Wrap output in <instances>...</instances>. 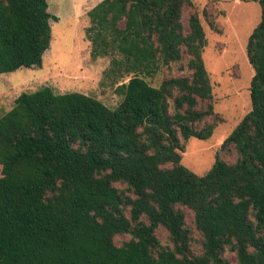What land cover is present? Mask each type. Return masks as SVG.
<instances>
[{
  "label": "trees",
  "instance_id": "1",
  "mask_svg": "<svg viewBox=\"0 0 264 264\" xmlns=\"http://www.w3.org/2000/svg\"><path fill=\"white\" fill-rule=\"evenodd\" d=\"M247 53L252 108L212 168L183 164L219 121L193 0H102L89 11L92 57L131 75L111 108L79 91L22 92L0 116V264H264V0ZM203 14L215 31L218 13ZM187 15V17H186ZM48 0H0V74L41 65ZM185 61V63H183ZM179 65L180 74L154 79ZM166 229L169 241L158 236ZM129 235L119 243L117 238Z\"/></svg>",
  "mask_w": 264,
  "mask_h": 264
},
{
  "label": "rangeland",
  "instance_id": "2",
  "mask_svg": "<svg viewBox=\"0 0 264 264\" xmlns=\"http://www.w3.org/2000/svg\"><path fill=\"white\" fill-rule=\"evenodd\" d=\"M101 1L48 0L49 11L55 16L51 18V45L45 51L41 65L0 74V116L14 106L22 92L43 86H51L58 93L79 91L92 95L111 108L122 102L123 95L117 88L129 81L131 75L109 71L113 55L92 57L93 44L87 31L91 25L89 11ZM193 1L206 30L208 43L203 58L213 84L215 111L222 118L210 138L192 137L183 151V164L203 175L212 168L218 154L228 161L236 159L233 152L219 151L225 138L252 108L251 82L255 69L248 57L247 44L261 21L262 8L256 0ZM207 5L218 13L220 31L213 30L204 16ZM178 74L179 65L174 64L148 80L159 85L164 77ZM158 236L163 243L169 241L164 228L158 230ZM127 238L129 235H122L117 240L122 243ZM226 256L238 264L234 252L227 251Z\"/></svg>",
  "mask_w": 264,
  "mask_h": 264
}]
</instances>
